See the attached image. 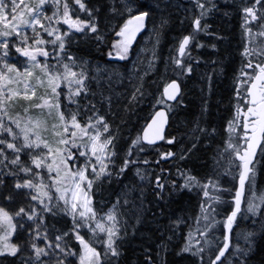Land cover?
Listing matches in <instances>:
<instances>
[{"label": "snow or ice", "instance_id": "6c2138e0", "mask_svg": "<svg viewBox=\"0 0 264 264\" xmlns=\"http://www.w3.org/2000/svg\"><path fill=\"white\" fill-rule=\"evenodd\" d=\"M145 32L131 71L82 55L127 65ZM144 61L163 66L162 91ZM222 81L227 123L213 119ZM258 177L264 0H0V264H249ZM185 190L194 227L173 207Z\"/></svg>", "mask_w": 264, "mask_h": 264}, {"label": "trees", "instance_id": "16d2710c", "mask_svg": "<svg viewBox=\"0 0 264 264\" xmlns=\"http://www.w3.org/2000/svg\"><path fill=\"white\" fill-rule=\"evenodd\" d=\"M221 4L228 3L229 0H220ZM223 26L225 28H232V22L231 21H225L223 23ZM151 27V26H149ZM235 34L237 36V39H239V27L238 25L235 28ZM148 36V33L145 32L143 35L138 36L137 41L134 43V49L132 52L131 58L128 60L127 65L124 64L123 61L120 62H111L107 60V49L104 48L103 50H99L94 46H88V45H82L81 47L84 49L82 55L85 58H90L93 61V68H95L97 65L100 67H107L109 69H114L117 72H123L125 67H127L128 70H132L134 67H136L137 63H139L142 60L141 56H138L137 53L140 52L142 47H148V45L145 44V38ZM235 43V42H234ZM165 54H167V45H165ZM239 61H237V64ZM143 71H148V81L152 86L159 87L160 91L163 90V82L161 79V75L163 73V66L161 65V75H154L150 70L147 69V63L144 61V65L142 68ZM191 87V85H190ZM227 87L226 82H221V85H218L217 87V97L216 100H220V96L222 95L224 97V100L219 103V106L216 107L213 106V112L215 115L213 116V119L217 121L218 123L223 120L224 123H227V120L230 118L229 113L227 112L228 108V93L225 91V88ZM199 88V85H197V90ZM190 99L194 100L195 103L191 105L190 111H189V117H185L184 115H181L179 122L175 123L173 125L174 128L180 129V132H176L174 134L180 135L181 132H183V127L185 120L187 118H194L197 114V105L199 104V100L196 96V93H192L189 97ZM148 109L145 110V114L147 113ZM215 147V145H213ZM203 162V161H201ZM260 182H264V177H258V184ZM179 206L181 208H186L187 214L191 217L189 223L193 225L194 227V220H195V214L199 211V202L196 198L195 192L189 193L187 190H185V194L183 196H180L179 194L176 195L175 203L173 207ZM221 211H223V208H221ZM240 224L236 228V233L240 234L246 229H249L251 226V220L246 219L245 217L241 216L239 218ZM185 233L187 232V227L184 229ZM243 242L242 239L240 241ZM249 264H264V241H260L259 238L257 239L256 246L253 248L252 253L249 258Z\"/></svg>", "mask_w": 264, "mask_h": 264}, {"label": "water", "instance_id": "95a60500", "mask_svg": "<svg viewBox=\"0 0 264 264\" xmlns=\"http://www.w3.org/2000/svg\"><path fill=\"white\" fill-rule=\"evenodd\" d=\"M107 60L111 61V62H120V60L118 58H116V57H108L107 56Z\"/></svg>", "mask_w": 264, "mask_h": 264}, {"label": "rangeland", "instance_id": "374dc122", "mask_svg": "<svg viewBox=\"0 0 264 264\" xmlns=\"http://www.w3.org/2000/svg\"><path fill=\"white\" fill-rule=\"evenodd\" d=\"M259 188H260L261 190H264V182H260V183H259Z\"/></svg>", "mask_w": 264, "mask_h": 264}]
</instances>
